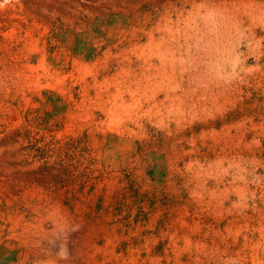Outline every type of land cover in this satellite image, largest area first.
<instances>
[{"label": "rangeland", "instance_id": "obj_1", "mask_svg": "<svg viewBox=\"0 0 264 264\" xmlns=\"http://www.w3.org/2000/svg\"><path fill=\"white\" fill-rule=\"evenodd\" d=\"M0 264H264V0H0Z\"/></svg>", "mask_w": 264, "mask_h": 264}, {"label": "clouds", "instance_id": "obj_2", "mask_svg": "<svg viewBox=\"0 0 264 264\" xmlns=\"http://www.w3.org/2000/svg\"><path fill=\"white\" fill-rule=\"evenodd\" d=\"M61 255L64 257V258H67V250L66 249H64V250H62V253H61Z\"/></svg>", "mask_w": 264, "mask_h": 264}]
</instances>
